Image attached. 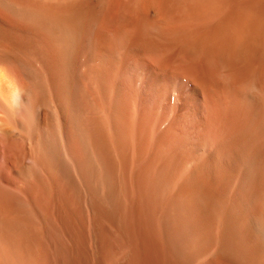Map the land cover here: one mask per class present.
Segmentation results:
<instances>
[{"label": "bare ground", "instance_id": "6f19581e", "mask_svg": "<svg viewBox=\"0 0 264 264\" xmlns=\"http://www.w3.org/2000/svg\"><path fill=\"white\" fill-rule=\"evenodd\" d=\"M252 83L264 0H0V264H264Z\"/></svg>", "mask_w": 264, "mask_h": 264}, {"label": "clouds", "instance_id": "9594fccd", "mask_svg": "<svg viewBox=\"0 0 264 264\" xmlns=\"http://www.w3.org/2000/svg\"><path fill=\"white\" fill-rule=\"evenodd\" d=\"M16 10L21 19L29 18L32 15L31 10L28 8L27 5L23 3L18 4ZM248 91L252 95H256V96L264 95V93H262L261 90L255 85V83H252L248 87Z\"/></svg>", "mask_w": 264, "mask_h": 264}]
</instances>
